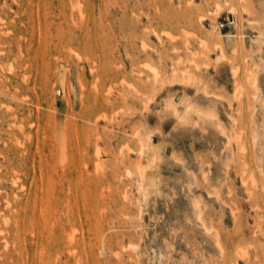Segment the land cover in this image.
<instances>
[{"label":"rangeland","instance_id":"1","mask_svg":"<svg viewBox=\"0 0 264 264\" xmlns=\"http://www.w3.org/2000/svg\"><path fill=\"white\" fill-rule=\"evenodd\" d=\"M260 58L264 0H0V264H264Z\"/></svg>","mask_w":264,"mask_h":264},{"label":"bare ground","instance_id":"2","mask_svg":"<svg viewBox=\"0 0 264 264\" xmlns=\"http://www.w3.org/2000/svg\"><path fill=\"white\" fill-rule=\"evenodd\" d=\"M253 29H254V28H253ZM262 39H263V37H262ZM256 40H257V39H256ZM256 40H255L253 43H256ZM258 40H261V39H258ZM201 42H202V41H201ZM258 44H260V43H257V46H259ZM254 46H255V45H254ZM218 48H219V47H218ZM220 48H221V47H220ZM220 48H219V49H220ZM254 48H255V47H254ZM252 51H253V50H252ZM257 51H258V50L256 49V52H257ZM259 51H260V50H259ZM256 54H257V53H256ZM259 57H260V56H259ZM178 59H179V58H178ZM260 59H262V58H260ZM262 60H264V59H262ZM176 61H177V60H176ZM185 61H186V60H185ZM262 63H264V61H263ZM237 68H238V67H237ZM247 69H248V68H247ZM234 70L236 71L237 69H234ZM244 70H245V69H244ZM260 70H261V69H260ZM245 71H246V70H245ZM251 71H252V70H251ZM252 72H253V71H252ZM252 72H251V73H252ZM255 72H256V70H255ZM234 74H236V73H234ZM234 74H233V75H234ZM247 75H248V74H247ZM234 77H235V76H234ZM247 77H248V76H247ZM249 77H250V76H249ZM257 78H259V76H258ZM248 80H250V79H248ZM253 80H254V79H253ZM234 82H235V81H234ZM241 82H242V81H241ZM254 82H255V81H254ZM236 83H237V82H236ZM250 83H251V82H250ZM252 83H253V81H252ZM248 84H249V83H248ZM252 85H253V84H252ZM237 87H238V86H237ZM237 87H236V88H237ZM243 88H244V87H243ZM251 88H252V87H251ZM235 90H236V89H235ZM235 90H234V91H235ZM238 90H239V88H238ZM242 90H243V89H242ZM254 90H255V88H254ZM250 91H251V89H250ZM255 92H256V90H255ZM243 93H244V92H243ZM247 93H248V92H247ZM251 93H252V91H251ZM253 94H254V92H253ZM248 95H249V93H248L246 96H248ZM251 95H252V94H251ZM236 96H237V95H236ZM238 96H239V95H238ZM254 96H255V95H254ZM249 97H250V96H249ZM252 97H253V96H252ZM169 100H170V99H169ZM253 100H254V99H253ZM263 100H264V97H263ZM167 101H168V100H167ZM240 101H241V99H240ZM169 102H170V101H169ZM262 102H263V101H262ZM164 103H165V101H164ZM257 103H258V102H257ZM168 104H169V103H168ZM175 104H176V102H175ZM186 104H187V102H186ZM163 105H164V108H165V104H163ZM163 105H162V106H163ZM172 105H174V102H173ZM189 105H190V104H188V106H186V109L189 107ZM258 106H260V105H258ZM251 107H252V106H251ZM253 107H254V106H253ZM253 107H252V108H253ZM260 107H262V106H260ZM263 107H264V106H263ZM263 107H262V108H263ZM192 108H193V107H192ZM184 109H185V107H184ZM195 109H196V108H195ZM161 110H162V109H161ZM187 110H188V109H187ZM193 110H194V108H193ZM196 110H197V109H196ZM196 110H195V112H196ZM169 111H170V110H169ZM260 111H261V110H260ZM188 112H189V111H188ZM203 112H204V111H203ZM251 112H252V111H251ZM255 112H256V111H255ZM263 112H264V111H263ZM163 113H164V112H163ZM173 113H175V112H173ZM192 113H193V112H192ZM199 113H201V112H199ZM205 113H206V112H205ZM160 114H161V112H160ZM164 114H165V113H164ZM203 114H204V113H203ZM209 114H210V113H209ZM173 115H174V114H173ZM181 115H182V114H181ZM261 115H262V114H261ZM170 116H171V114H170ZM178 116H179V115H178ZM203 116H204V115H203ZM249 116H250V115H249ZM251 116H252V115H251ZM262 116H263V115H262ZM163 117H164V116H163ZM166 117H167V116H166ZM193 117H194V116H193ZM214 117H215V116H214ZM200 118H201V117H200ZM215 118H216V117H215ZM248 118H249V117H248ZM251 118H252V117H251ZM251 118H250V119H251ZM176 119H177V118H176ZM178 119H179V118H178ZM178 119H177V120H178ZM196 119H197V118H196ZM262 119H263V118H262ZM262 119H261V120H262ZM192 120H193V118H192ZM202 120H203V119H202ZM194 121H195V120H194ZM194 121H192V122H194ZM251 121H252V120H251ZM212 122H213V121H212ZM214 122H215V120H214ZM260 122H261V121H260ZM250 124H251V123H250ZM187 125H188V124H187ZM218 125H220V124H218ZM254 125H255V124H254ZM263 125H264V124H263ZM252 126H253V124H252ZM256 126H257V125H256ZM222 127H223V126H222ZM209 128H210V127H209ZM220 128H221V127H220ZM259 128H260V126H259ZM262 128H264V126H263ZM257 129H258V128H257ZM220 131H221V130L219 129V132H220ZM240 131H241V130H240ZM145 132H146V131H145ZM252 134H253V133H252ZM259 134H260V133H259ZM234 136H235V135H234ZM236 136H237V135H236ZM236 136H235V137H236ZM253 136H254V135H253ZM253 136H252V138H254ZM143 142H144V141H143ZM143 142H142V143H143ZM253 142H254V140H253ZM150 145H151V143H150ZM152 146H153V145H152ZM140 147H141V146H140ZM149 147H150V146H149ZM156 147H157V146H156ZM154 148H155V147H154ZM151 150H152V149H151ZM154 150H155V149H154ZM154 150H153V151H154ZM157 150H158V149H157ZM145 151H146V150H145ZM263 151H264V150H263ZM141 152H142V150H141ZM147 152H148V150H147ZM149 152H150V151H149ZM154 153H155V152H154ZM149 156H150V155H149ZM153 156H154V155H153ZM155 156H156V154H155ZM159 156H160V155H159ZM145 158H146V157H145ZM169 158L171 159V157H169ZM172 159H173V157H172ZM174 159H175V158H174ZM174 159H173V160H174ZM146 160H147V159H146ZM149 160H150V159H148V161H149ZM161 160H162V159H161ZM148 161H147V162H148ZM158 162H160V161H158ZM148 163H149V162H148ZM160 163H161V162H160ZM145 165H146V164H145ZM147 166H148V165H147ZM137 170H138V169H137ZM138 171H139V170H138ZM129 172H130V171H129ZM156 172H157V171H156ZM190 172H191V171H190ZM186 173H188V172H186ZM158 174H159V173H158ZM191 174H192V173H191ZM130 175H131V174H130ZM140 175H142V173H140ZM187 175H188V174H187ZM160 178H161V177H160ZM146 179H147V178H146ZM150 179H151V178H150ZM193 179H194V178H193ZM148 180H149V179H148ZM156 180H157V178H156ZM157 181H158V180H157ZM139 182H140V181H139ZM148 183H150V182L148 181ZM158 183H159V182H158ZM154 184H155V183H154ZM140 185H141V183H140ZM145 185H146V184H145ZM138 186H139V185H138ZM154 186H155V185H154ZM156 187H157V185H156ZM145 189H146V187H145ZM141 194H142V193H141ZM142 199H143V198H142ZM145 200H146V199H145ZM196 204H197V203H196ZM68 236H69V235H68Z\"/></svg>","mask_w":264,"mask_h":264}]
</instances>
